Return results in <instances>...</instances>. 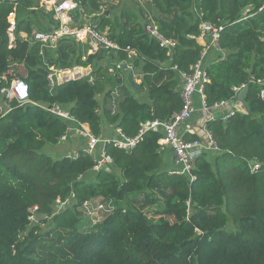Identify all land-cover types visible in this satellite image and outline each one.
Segmentation results:
<instances>
[{"label":"trees","instance_id":"trees-1","mask_svg":"<svg viewBox=\"0 0 264 264\" xmlns=\"http://www.w3.org/2000/svg\"><path fill=\"white\" fill-rule=\"evenodd\" d=\"M74 1L79 5L74 12L78 25L99 11V0ZM150 3V9L139 13L121 7L112 20L110 11L91 18L96 29H106L111 40L135 51L104 52L102 58L131 56L142 72L138 87L147 92V100L141 101L126 94L129 88L125 92L123 79H118L124 96L114 112L104 108L100 116L96 95L104 71L97 55L82 61L87 44L70 38L53 47L17 36L15 46L8 47L6 15L12 3L0 0V89L9 85L14 70L28 84L30 100L20 104L12 99L8 112L0 113V264H264V99L255 84H248L242 99L245 112L207 122L217 150L197 157L193 182L160 168L158 132L144 133L130 151L106 144L113 162L97 172H92V155L80 152L74 159H52L44 152L46 146L58 144L68 125L44 105L64 107L97 136L102 135V116L132 137L141 123L178 111L179 72L189 73L200 57L202 45L189 35L198 34L202 22L222 26L218 44L224 51L223 57L218 52L205 65L208 81L202 93L207 106L230 99L233 86L264 75V0ZM152 4L159 10L157 16H152ZM38 8L39 0H19L17 32L51 30L52 12ZM149 15L163 35L176 40L171 53L145 33ZM88 64L94 83L82 76L50 87L49 67ZM121 72L133 83L130 70L123 67ZM112 90L108 87L104 96ZM253 162L259 164L255 171L250 170ZM72 196V207L52 214L57 198ZM96 198L109 200L112 212L88 230L80 229L78 207ZM33 205L38 206L37 214L46 216L35 223L30 219ZM146 208L152 209L150 214ZM229 221L235 230L227 229ZM43 236L54 239L49 255L38 253L36 247Z\"/></svg>","mask_w":264,"mask_h":264},{"label":"built area","instance_id":"built-area-1","mask_svg":"<svg viewBox=\"0 0 264 264\" xmlns=\"http://www.w3.org/2000/svg\"><path fill=\"white\" fill-rule=\"evenodd\" d=\"M52 12L53 25L49 31L33 30L30 35L25 31L17 32L18 17H17V7L19 5V0H11L12 9L6 15V20L8 27L6 29L8 37V47L15 46L17 36L27 39L31 42H40L41 44L50 45L55 47L59 40L63 38H70L76 42L86 43L88 45L87 54L97 55L101 49L102 53L124 51L128 54H133L135 51L129 46L122 47L117 42L111 40L108 35L96 29V27L91 23L86 21L82 25H78L74 21V12L79 8V5L74 0H42ZM222 26H214L207 22H202L199 25V32L196 35H189V37L195 39L197 42H202V49L200 57L191 67L189 73L179 72V75L183 79V85L180 90V95L182 99L181 107L178 111L173 112L168 118L165 119H152L147 120L140 124V128L137 133L132 137H127L123 134L120 128L116 127V135H94L90 131L88 125L84 122L77 121L71 114L58 104L47 106L44 105L43 108L48 110L53 115L64 119L68 122L67 128L63 135L59 138L62 140L68 137H82L83 143L79 146L76 152L72 153L70 158L78 157L80 152L92 155L94 157V165L92 170L97 172L102 168L109 169L112 164V158L106 153L105 145L112 143L116 147L130 151L136 147L142 136L147 131L158 132L162 136L160 138V145L164 144L172 148L173 150V161L172 167L169 170L170 174L183 175L189 182L195 180V174L193 170L195 168L196 159L203 152L210 150H217L215 142L211 133L207 130V122L214 120L216 118H221L226 120L235 111H238V107L242 100L238 98L240 92L244 89L248 90V84L252 83L258 87L257 94L261 99H264V75L262 77H250L247 83H242L238 86H233V95L230 99H222L212 106H207L202 93L203 85L208 81L205 72V57L211 51H216L224 56V51L219 48V38ZM145 33L154 38L159 47L167 49L168 54L172 52L173 48L176 46V40L168 38L163 35L158 27L153 21H148L144 25ZM86 55L82 56L81 60L85 61ZM212 62V61H211ZM125 64V68L130 67L128 63L124 60L114 63L107 67V71L113 75L119 72ZM92 68V65H88ZM81 66H75L74 68H80ZM86 67V66H85ZM52 69V67H51ZM54 72H59L64 75L66 69L55 70ZM54 72L48 73L47 77L49 79L50 87L52 88L55 84L56 78ZM78 72V71H77ZM79 73V72H78ZM81 75V73H80ZM91 81V79H89ZM0 92L3 94L5 99V106L0 105V113L3 114L4 108L7 107L8 112L10 109L9 101L14 99L20 104H25L29 102V88L27 84L21 81L20 78L12 81L9 87H2ZM195 93L200 94V104L201 107L196 109L193 105V96ZM118 90H112L110 97L113 95L118 96ZM12 98V99H11ZM42 107V106H41ZM199 113L200 118L203 121L200 122L199 127L206 134L207 140L196 137L193 139H185L184 135H194L195 130L193 124L190 122L192 114ZM97 154V155H96ZM253 164V165H252ZM252 165V166H251ZM258 163L253 162L250 164L251 169H257ZM61 200L57 198V210H62L66 208L67 200ZM109 201V200H108ZM87 202L84 203V205ZM187 211H189V201L186 202ZM65 206V207H64ZM87 213L89 215H95L98 212H112L113 207L111 202L108 204L100 202L95 208H89L86 206ZM38 206L33 205L30 208V219L36 221L37 217H46L41 214H37ZM189 212H187L188 214Z\"/></svg>","mask_w":264,"mask_h":264},{"label":"rangeland","instance_id":"rangeland-1","mask_svg":"<svg viewBox=\"0 0 264 264\" xmlns=\"http://www.w3.org/2000/svg\"><path fill=\"white\" fill-rule=\"evenodd\" d=\"M150 1L151 0H99V3H100L99 4L100 5L99 11L96 12L95 14L98 15L101 12H104V11H106V12L109 13V11H110V13H111L110 16H111V20H112L113 19V16L115 15V13L121 7H126V8L131 9L135 13H139L140 10H146L147 8L150 9V4H151ZM42 5L44 7L46 6V4L44 2H42V0H39V7H41ZM48 10L49 9H47V11ZM86 16H89V15H86ZM91 18H92V16L90 15V18L86 19V21H89V22H93L94 23L95 21H92ZM35 29L36 28L34 27L33 30H35ZM100 31H103V32L107 33L106 32V29L105 30H100ZM103 60L99 61L100 66L102 67V69L105 72L104 73L103 70L101 69V71L103 73H100V74H102L101 75L102 78L100 79L101 87L99 88L100 96H102V95H104L106 93V90H107L108 87L113 88L114 85H115L114 81H117L116 78L110 76V74H112V73H109L108 71H106V63H107L106 57H104ZM110 61H112V59ZM109 66H111V65H108V67ZM20 70H21L20 73H23V70L21 68H20ZM49 70H52L51 67H49ZM53 71H49L48 73H52ZM10 72H11L10 73V75H11L10 78L11 79H9V85L8 86H4V87H9L10 86V83L18 78L17 77V74H16V72L14 70H10ZM123 81H124V85H123L124 88H122V89H124V91H126L128 88L132 87V83L130 82V79L129 80L128 79L125 80V77L123 76ZM100 96H96V97H98L100 99ZM117 100H118V97L116 95H113L112 98H111V104L116 103ZM0 105L1 106H5V99H4V96H3V94L1 92H0ZM107 105H108V103H107ZM239 108H240V111L239 112H244L245 111V107H244L243 102L240 103ZM6 110H7V107L4 108L3 114H4V112ZM75 139H78V140H75ZM78 141H80L81 143H83V138L82 137L73 136V137H68L65 140L60 139V141L58 142L57 145H54V146H46L44 148V152L47 155H49L52 159L70 158L69 156H71L72 153H73L72 152L73 148H71V146L72 145H77L78 144ZM75 147H77V146H75ZM214 155H215L214 153H211L210 154V156H214ZM74 158H76V157H74ZM74 158H70V159H74ZM258 168H259V165H258ZM257 169H251L250 168L251 171H255ZM92 172H94V171L92 170ZM116 173L118 175V172L117 171H116ZM133 195H134V193L129 194V197L128 198L129 199L130 198H133ZM75 201L76 200L73 198V196L70 199H68L67 200V203L65 205L66 206L65 209H67L68 207H72V205L75 203ZM100 202H103V203H106V204L109 203V201H106L104 199L96 198V199L88 200L87 203H86L87 205H84V203H82L81 206L78 207V211L81 214L80 222H78V226H79L80 229H85L86 228L85 230H87L88 227H90L91 225H94V224L100 222L104 217H106L108 214H110V212H101V211L98 212L95 215H89L87 213L86 206H88L89 208L92 209V208H95ZM134 205H138V204L136 202H134ZM65 209L57 210L56 201L52 204V211H53L52 214L62 212ZM150 210H152V209L151 208L144 209V211L147 214H150L151 213ZM187 212H189L188 215H190V213H192L191 208H189V211H187ZM35 222L36 221H33V223H35ZM227 229H229V230H235V226L233 225L232 221H229L228 222ZM53 241H54V239H52L51 236H49L48 238H46L44 236L43 237H40L39 244L36 246L37 247V250H38V253H44L45 255H49L50 254L49 253V245L52 244ZM45 243L48 244V247L42 248L41 247L42 244H45Z\"/></svg>","mask_w":264,"mask_h":264},{"label":"crops","instance_id":"crops-1","mask_svg":"<svg viewBox=\"0 0 264 264\" xmlns=\"http://www.w3.org/2000/svg\"><path fill=\"white\" fill-rule=\"evenodd\" d=\"M153 5V4H152ZM152 5H151V11H152ZM43 6V5H42ZM45 8H46V11H43V12H47V9H48V7L47 6H45ZM157 9V8H156ZM158 10V9H157ZM158 12H159V10H158ZM105 13H106V11H105ZM149 14H150V12H149ZM159 14V13H158ZM157 14V15H158ZM95 15V13L94 14H92L91 16H94ZM157 15H155V16H157ZM152 16H154L153 14H152ZM85 19H88V18H90V15L89 16H85L84 17ZM149 19L152 21L153 19L151 18V16L149 15ZM31 42V41H30ZM32 43V42H31ZM198 43L200 44V45H202V42L201 41H198ZM83 45H86L85 43H82ZM88 47H87V45H86V51L84 50V47H83V54L81 55V58H82V56H84V55H86L87 57H90V56H96V55H91V54H87V51H88ZM218 54V52L216 53V51H211L210 53H208L207 55H206V57H205V62L206 63H209V62H211V61H213L214 60V58L216 57V55ZM215 56V57H214ZM97 57H98V59H99V61H101V60H103V58H102V55H99V54H97ZM129 58H128V60H125L127 63H128V65L129 66H131V68L130 67H127L126 69H128V70H130L132 73H131V75H132V81H133V85H132V87H130L129 88V90H128V92L126 93V94H128V93H131V94H133L136 98H138L139 100H141V101H146L147 100V92H146V88L144 87V88H139L138 87V85L141 83V75H142V72H141V70H140V68L139 67H134L133 66V64H132V62L130 61L131 60V56H128ZM104 61V60H103ZM106 61H107V63H106V69H107V67H108V65H112V64H114V63H118L119 61H122L123 63H124V60H118V58L117 57H115V58H113V60L112 61H110V60H108L107 58H106ZM99 63V62H98ZM100 64V63H99ZM89 65V64H88ZM88 65H86V67L84 66V65H74L72 68H70V69H66V73H64V76H66V75H68V74H70L73 70H75L76 69V71H78V72H86L87 71V74H85V76H89V79H91V83H94V77L92 76V75H90V73H91V71H92V68H90ZM168 65V61L166 62V65L165 66H167ZM75 66H81L80 68H74ZM124 68H125V64H124ZM55 71V70H59V68H54L53 66H52V70H49V71ZM53 71V72H54ZM104 71V70H103ZM105 73V72H104ZM54 76H55V78H56V81H57V84H58V78L60 77V76H62V73H60L59 74V72H54ZM110 76H112V77H114V78H116L117 80L118 79H120L121 81H122V76H124L123 75V73L121 72V73H116V74H110ZM125 80L127 79L126 77H128V74H125ZM179 79H180V88L182 87V85H183V79L181 78V76L179 75ZM114 83H115V85H114V87L112 88L113 90H115V89H117L118 90V100H117V102L116 103H114V104H111V98H110V95H111V93H110V95H109V97H105L104 95H102V96H100V93H98L96 96H100V99L98 98V97H96V100L98 101V104H99V110H98V112H99V114H100V116L101 115H103L102 113H103V110H104V108H106V109H109V110H112V112H114L115 111V108H116V106H117V104H118V101L124 96V94H122L121 92V89H120V86H118L117 84V81H114ZM118 87H117V86ZM112 92V91H111ZM124 92V91H123ZM126 92V91H125ZM201 96H200V94L199 93H195V95L193 96V105L195 106V108L196 109H198V108H200L201 107V104H200V98ZM103 100V101H102ZM108 103V105H107V103ZM238 111H240V108L238 107V109H237ZM201 121H203V118H200V116H199V113L197 112V113H194V114H192V117H191V119H190V122L193 124V127H194V130H195V134L197 135V136H199V137H201L202 139H203V134H204V131L199 127V125H200V122ZM101 134L102 135H107V136H113V135H116V130H115V128L117 127L115 124H107V122H106V120L105 119H103V116L101 117ZM79 139V138H78ZM78 139H75V140H78ZM74 140V139H73ZM69 141V140H68ZM158 143H159V145H160V139H159V141H158ZM81 145V142L80 141H78V144L77 145H72L71 146V148H73V150H72V152L74 153V152H76L77 151V149L79 148V146ZM75 146H77V147H75ZM159 151H160V154H161V166H160V168L162 169V170H166V171H168L169 172V170L171 169V167H172V161H173V150H172V148L171 147H169V146H167V145H164V144H162V145H160L159 146ZM71 154V153H70Z\"/></svg>","mask_w":264,"mask_h":264},{"label":"water","instance_id":"water-1","mask_svg":"<svg viewBox=\"0 0 264 264\" xmlns=\"http://www.w3.org/2000/svg\"><path fill=\"white\" fill-rule=\"evenodd\" d=\"M38 9H39V10L46 11V8H45L44 6H41V7H39ZM32 10H33V8H32ZM106 13H108V12H106ZM158 13H159V12H158V10L156 9L155 5H152V14L155 16V15H157ZM98 54L101 55V49L99 50V53H98ZM85 74H87V71H86V72H81V75H80V72L78 73V72L76 71V69H75V70H73L70 74H68V75H66V76H64V75L60 76V77L58 78V84H63V83H65V82H67V81H69V80H72V79H78V78H81L82 76H85ZM247 91H248L247 89H244L242 92H240L239 95H238V98H239L240 100H242V99L244 98V96L246 95ZM203 138L205 139V141L207 140L206 134H203Z\"/></svg>","mask_w":264,"mask_h":264},{"label":"clouds","instance_id":"clouds-1","mask_svg":"<svg viewBox=\"0 0 264 264\" xmlns=\"http://www.w3.org/2000/svg\"><path fill=\"white\" fill-rule=\"evenodd\" d=\"M151 21V20H150ZM21 79V78H20ZM21 81L22 82H24L25 84H27L23 79H21ZM27 86H28V84H27ZM29 88V87H28ZM245 112V111H244ZM97 201V200H96ZM106 201H108V200H106ZM89 228V227H88ZM88 228H87V230H88ZM86 229V228H85ZM85 229H83V230H85Z\"/></svg>","mask_w":264,"mask_h":264}]
</instances>
